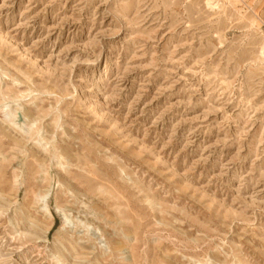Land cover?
<instances>
[{"label": "rangeland", "instance_id": "rangeland-1", "mask_svg": "<svg viewBox=\"0 0 264 264\" xmlns=\"http://www.w3.org/2000/svg\"><path fill=\"white\" fill-rule=\"evenodd\" d=\"M0 0V264H264V0Z\"/></svg>", "mask_w": 264, "mask_h": 264}, {"label": "crops", "instance_id": "crops-1", "mask_svg": "<svg viewBox=\"0 0 264 264\" xmlns=\"http://www.w3.org/2000/svg\"><path fill=\"white\" fill-rule=\"evenodd\" d=\"M257 0H242V2L244 3V5L247 8H250L251 11L253 10V5L256 3Z\"/></svg>", "mask_w": 264, "mask_h": 264}, {"label": "bare ground", "instance_id": "bare-ground-1", "mask_svg": "<svg viewBox=\"0 0 264 264\" xmlns=\"http://www.w3.org/2000/svg\"><path fill=\"white\" fill-rule=\"evenodd\" d=\"M208 4H210V6L212 7V8H218V6H219V3L216 1V0H210L209 2H208ZM262 56H264V49H263V51H262Z\"/></svg>", "mask_w": 264, "mask_h": 264}]
</instances>
